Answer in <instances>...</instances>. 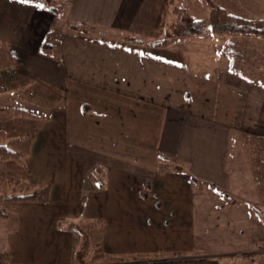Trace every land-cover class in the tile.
Returning <instances> with one entry per match:
<instances>
[{"label":"crops","instance_id":"obj_1","mask_svg":"<svg viewBox=\"0 0 264 264\" xmlns=\"http://www.w3.org/2000/svg\"><path fill=\"white\" fill-rule=\"evenodd\" d=\"M39 1L0 0L14 13L1 15L0 39L19 69L64 85L63 119L58 123L49 114L35 129L25 161L36 172L42 165H66L64 177L50 171L46 179L34 181L49 184L51 197L67 198L71 220L57 225L41 215L52 212L54 204L20 206L17 228L5 239L11 244L19 236L15 245H20L21 262L32 255L54 263L57 253L77 239L69 227L74 221L96 228L105 252L132 253L139 244L144 250L162 239L156 235L149 241L148 234L137 231L139 223L144 229H155L149 225L156 223L183 227L185 213L198 205L193 195L214 187L237 199L236 191L243 194L255 186L249 167L242 173L227 171L225 183L220 173L230 131L242 138L244 133L264 137V38L208 33L152 46L148 42L163 36L172 20L175 0H64L68 24L90 28H61L58 43L45 52L39 44L55 16ZM239 36L259 42L256 52L237 46L252 59L229 52V43L246 42L233 40ZM47 131L49 142L42 134ZM82 170L86 175L79 176ZM74 250L68 247L69 255Z\"/></svg>","mask_w":264,"mask_h":264},{"label":"rangeland","instance_id":"obj_2","mask_svg":"<svg viewBox=\"0 0 264 264\" xmlns=\"http://www.w3.org/2000/svg\"><path fill=\"white\" fill-rule=\"evenodd\" d=\"M212 1L223 7L227 12L237 15H239V12L242 13L240 14L242 17H264V0ZM175 5H179V7L182 6V8L186 9L187 12L193 17L205 19L208 16L207 13L209 12V8L206 0H175L174 5L171 7L172 20L161 32L163 36L159 38L168 36V31L173 29L171 25H173L176 20V15L173 12V9L177 7ZM61 7L62 10L58 8L57 13L55 14V21L57 22H55V25L52 28L53 33H57V38L55 41L56 43H58V31L61 28L65 27L67 29H71L68 27L69 24L66 21V9H63L64 6ZM12 8L13 7L11 5L8 7H3L0 4V17L7 11L9 14L13 15V10L10 11ZM240 9H242V11H240ZM1 24L2 22H0V25ZM82 30L85 31L84 29ZM208 33L212 32L208 31L206 34ZM216 35L222 37L229 35V39H231L230 34ZM168 37L170 43H173L179 39L177 37ZM245 37L263 38L260 36ZM243 38L244 37L239 36V39L233 40L246 41L245 43L237 42L236 45L229 43V52H233L234 55L237 54V56L234 57L239 58L240 55L241 58L243 57V52L245 51L241 50L239 48L240 46H243L244 48L248 46L249 52L257 51V49H255L256 47L254 46H257L259 42L249 41L254 39ZM0 42L6 41L0 39ZM244 55L247 59H252L251 56L248 57L247 52ZM247 64H249V62H247ZM19 68L21 67H18L15 64L12 75L5 74V72L0 70V128L7 130L5 136L8 139L24 133L26 129L27 131L30 128L39 129L40 124L43 122L45 123V119L40 120L19 114L10 115L4 109L6 104H14L24 107L44 116L51 114L53 118L57 117L58 123H60V117L62 120L64 115L62 109H59L61 104L64 103V85H62V82L58 80H49L48 77H45L47 80H42L36 76L34 72H27L26 70ZM258 70L259 67L257 69H253L252 72H257ZM231 80L238 79L232 77ZM58 84L60 86H58ZM60 114H62V116H60ZM42 134L48 139L47 142H49L50 135L48 131L43 132ZM54 135L56 137L60 136L57 133ZM4 141L5 140L0 139V142ZM244 142V139L239 133L236 131L229 132L228 146L225 150V154L222 156L223 162H225V169L224 172L220 173V177L222 178L221 182L225 183L228 180V176H226L227 171L230 170L233 172L238 170V172L242 173L245 172L247 167H249L253 173L252 178L254 177L255 179L254 184L257 187H253V185H251L248 191H245L243 194L239 191H236L237 204L229 205L223 208L215 207L219 201L223 200V196L221 194L222 190H219L221 192L220 193L217 192L213 187L210 189L211 192L207 190L202 192V195L196 194V196H201V204L198 201L200 199L198 198L197 200L196 196L193 195V199L198 202V205L193 206L189 212L185 213V224H183V227L180 226L179 228H175L172 226L169 228H163L162 226H158L156 223L149 225L151 227H155V229H144L141 228L140 225L142 224L139 223L137 227L139 234H148L147 236H149V241H152L151 236L158 235L157 238H161L162 242H160L158 245H153V243H151L147 247L142 246L144 250H140L141 245L139 244L138 246H134V248H139V251L132 253L105 252L103 246H101V243L98 242L96 238V232H98V230L93 227L90 230L88 227L90 224L86 221H84V224L82 223V225L88 227L87 229L83 228V226L78 222L74 223V221L69 222L71 226L79 225L83 228V230L88 232L87 235L89 239V245L87 250L84 252V255L80 256V258H77V253L81 250L82 238L77 237L76 239L75 237L74 239L73 237L72 242L66 245V249H63L64 253H57V258L52 260L54 263H47L49 261H47L46 258H34L32 255L27 258L26 261L21 262V260H19L20 255L18 254L20 245L19 247L15 245L18 242L19 236L14 235L12 237L13 242L11 244H6L8 238L5 239V236L8 235L7 233H9L7 231L14 232L16 230L18 219L17 209L25 204H12L8 201H3L0 199V204H2L4 209H6L7 213L5 218L0 219V254H2L3 264H264V194L262 195L260 193V187L258 186L257 178L253 172L254 166L252 165L251 159L252 150L249 145ZM79 155L86 157V154L83 151L79 152ZM41 156L45 157L43 153H41ZM9 164L10 163L7 161H0V198L6 195V193H11V186L15 184L14 180L16 170L14 168H10ZM25 166L21 168L18 166L20 170H17L16 175H19V177H21L22 180L27 183L28 188L23 189L22 186L16 184V186H20L16 190L17 193L37 189L40 187V184H38L40 182H36L34 179H46L49 176L50 171H52V173H54L58 178H61V174L64 177L66 169V165H42L39 166V172H36L33 169L34 166L32 163L31 166H28L27 163ZM30 167L33 169L32 176H30ZM26 170H28V172ZM84 171L88 176L92 174L87 167H84ZM86 174H84L82 170L79 176H84ZM5 178H7V180H5ZM229 179L232 181L231 178ZM247 179V176H245V180ZM186 187L187 189L190 188V190H192V187H190L189 184H186ZM222 189L224 190V187ZM227 190L231 191L229 189ZM193 193L195 194V192ZM66 199L67 198L64 196L51 197L49 191L48 201L46 203L40 204H54L55 207H53L54 209L52 208V212L48 211L49 213H43L41 215L49 217L50 220L57 225H63L61 222L66 223L70 221L71 219L66 218ZM70 199H73L74 202L77 200V198ZM32 203L33 202L26 204ZM249 203H251L253 206L249 205ZM68 215L69 217L72 216V214ZM75 216L76 213H74L73 217ZM177 224L181 225L180 223H175V225ZM159 227H161V229H158ZM146 230L149 231L147 232ZM151 230L156 233L150 234ZM129 231L130 233L135 232L133 229ZM10 245L13 246L12 248L14 249V252ZM68 247L75 248L72 255H69ZM152 247H154L152 250H148ZM109 249L113 250V248Z\"/></svg>","mask_w":264,"mask_h":264},{"label":"trees","instance_id":"obj_3","mask_svg":"<svg viewBox=\"0 0 264 264\" xmlns=\"http://www.w3.org/2000/svg\"><path fill=\"white\" fill-rule=\"evenodd\" d=\"M40 0L38 6L46 9L55 16L58 11V8L62 10L61 6H64L63 9H66V2L64 0ZM61 1V2H60ZM206 3L209 8L208 16L205 19L193 17L187 12L186 9L182 7H175L173 12L176 15V20L171 27L173 29L169 32L168 36L177 37L179 39H184L192 35H202L206 34L208 31L214 34H230V35H243V36H260L264 38V17L263 18H246L240 15L227 12L225 9L212 0H206ZM56 20V19H55ZM57 22V21H55ZM73 30H86L90 26L81 23L75 22L68 25ZM164 36L148 42L152 46H166L170 43L169 37ZM57 38V33H53V29L47 30L43 39L39 44V50L50 52L52 47L55 45ZM133 39L136 42L141 41L140 39ZM15 65V60L11 53L9 52V46L7 42H0V70L5 72V74L12 75L13 68ZM10 77V76H9ZM4 109L10 115H22L35 119H45L47 116L35 113L24 107H20L14 104H6ZM6 129L0 128V139L5 140L0 142V161H7L10 164V168H14L17 172L20 169L18 166L24 167L26 162L25 158L28 156L32 141L35 137V129L30 128L26 129L24 133H19L20 135L6 138ZM245 143L249 145L252 150V165L254 166V174L258 181V186L260 193L264 194V137L259 135H250L242 134ZM22 161V162H21ZM26 167V166H25ZM28 172V170H26ZM14 185L12 187V192L4 195L0 198L3 201H8L12 204H26V203H46L49 197L50 186L49 184H44L37 189L31 191H25L22 193H17V188L22 186L23 189H27V183L22 180L19 175H16ZM21 174V172H20ZM22 176V175H21ZM7 180V178H5ZM190 181H196V178L189 176ZM19 184L20 186H16ZM15 186V187H14ZM145 187V186H144ZM223 201L218 204V208H223L226 205H232L236 203V198L229 196L222 192ZM147 197V196H144ZM7 216L6 209L3 208L0 204V219H3ZM72 229L77 237L82 238L81 250L77 253V258L84 255V252L87 250L89 245V239L87 231L83 230L79 225L69 226ZM2 254H0V264L2 262Z\"/></svg>","mask_w":264,"mask_h":264},{"label":"snow or ice","instance_id":"obj_4","mask_svg":"<svg viewBox=\"0 0 264 264\" xmlns=\"http://www.w3.org/2000/svg\"><path fill=\"white\" fill-rule=\"evenodd\" d=\"M43 5H41V7H42Z\"/></svg>","mask_w":264,"mask_h":264}]
</instances>
